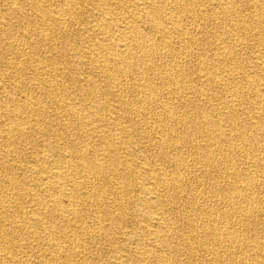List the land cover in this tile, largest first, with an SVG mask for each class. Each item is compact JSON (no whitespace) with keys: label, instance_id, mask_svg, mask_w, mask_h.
Wrapping results in <instances>:
<instances>
[{"label":"bare ground","instance_id":"obj_1","mask_svg":"<svg viewBox=\"0 0 264 264\" xmlns=\"http://www.w3.org/2000/svg\"><path fill=\"white\" fill-rule=\"evenodd\" d=\"M5 6L15 21L0 22V264H101L95 241L127 264L130 251L112 245L122 228L131 242L143 233L149 264L181 253L184 264H264L240 259L264 253L253 231L264 225V0ZM36 136L49 138L29 150ZM140 136L156 164L137 174L121 151Z\"/></svg>","mask_w":264,"mask_h":264},{"label":"rangeland","instance_id":"obj_2","mask_svg":"<svg viewBox=\"0 0 264 264\" xmlns=\"http://www.w3.org/2000/svg\"><path fill=\"white\" fill-rule=\"evenodd\" d=\"M5 4H6V0L5 1H3V0H0V22L1 23H5V24H7V23H12L13 21H15V19H11V21H9V19H7L6 18V13H8L7 11H6V6H5ZM2 9V10H1ZM85 10L87 11V15L89 16L90 15V13H92L90 16L92 17V19L93 20H95V15H96V11H94L93 9H92V6H89V7H86L85 8ZM91 10V11H90ZM2 11V12H1ZM248 12V11H247ZM247 12H245V13H247ZM94 17V18H93ZM4 18H5V21H4ZM3 21V22H2ZM73 30H75V32H81L82 33V26L81 25H74V27L72 26L71 27ZM15 32V38H12V39H8V41H10L11 43L12 42H14L15 41V39L19 36L18 34V32H16V31H14ZM83 34V41L84 40H86V36H85V34L84 33H82ZM50 51V53H54V50H52L51 48L49 49ZM246 53H247V55H253V51L251 50V49H248L247 51H246ZM14 55H9V57L8 58H10L11 60L10 61H15L14 59V57H13ZM42 56H43V53H42ZM197 57H198V55H197ZM199 59V58H198ZM197 58L196 59H194V63H196L197 62V60H198ZM17 63H19V62H17ZM132 78V77H131ZM130 77H122V79L124 80V81H130V79H131ZM24 88H22V90H23ZM20 91V90H19ZM21 94L20 93H17V97L18 98H20L21 96H20ZM32 95H34V96H38L39 95V93H38V91H34V92H32ZM55 107H54V105H50V104H48L47 105V110L48 111H54L53 109H54ZM119 121L123 124V125H127V123H125L124 121H123V119H119ZM65 133V132H64ZM99 136V134L94 138V139H91V142L92 141H95V142H99V138L100 137H98ZM142 136V135H141ZM141 136H140V138H138V137H136L135 139H134V137H132L131 139H129V141H128V143H127V145H125V146H123V147H126L125 148V150L124 151H121V155H122V157H123V159L125 160V161H128V163L130 164V165H132L133 166V168L135 169V171L137 172V174L138 173H141V169L143 168V167H146L150 162H152L153 164H156V163H154L155 161H153V159H152V156L149 154V152H147V150H146V148H145V146H143V144H141V142H140V139H141ZM53 136H50V138L51 139H53L52 138ZM49 138V137H48ZM48 138H46V137H39V136H36L35 138H34V140H35V144L34 145H30L29 146V150H31L32 149V147L31 146H33V147H38V146H42L43 148H44V145L46 144V142H47V139ZM117 138H118V136L116 135V137H115V139H116V141H117ZM55 139V138H54ZM119 139V138H118ZM68 139H66L65 138V140H60L58 143H59V145L60 146H62L63 148H65L66 146H67V144H66V141H67ZM36 141H38V142H40L39 144H37L36 143ZM64 141V142H63ZM142 141H143V139H142ZM43 143V144H42ZM87 143V142H86ZM63 144H65V145H63ZM65 146V147H64ZM138 148V149H137ZM143 148V149H142ZM143 150V151H142ZM144 152V153H143ZM126 154V155H125ZM263 155V154H262ZM135 183H138L139 181H141V179H138L137 177H135ZM134 194H135V197L136 196H138V194L140 195V194H143V191L140 193L137 189L135 190V192H134ZM133 201H134V198H133ZM25 210L27 211L26 213H28V212H31V211H33L32 210V207H30V205H29V203H26L25 204ZM147 212H148V210L146 209V208H141L139 211H137V214H136V216H137V220L139 219V217H142V215H145V214H147ZM155 216V215H154ZM136 220V221H137ZM141 221L139 220V223H137V225L139 226V227H144V224L143 223H140ZM86 223V222H85ZM143 224V225H142ZM84 225V224H83ZM82 225V226H83ZM88 225V224H87ZM158 224L155 222V220H153V219H151V221H150V223H148V225H147V227L149 228V229H154L155 228V226H157ZM179 229H180V234H182L183 236L187 233V231H189V230H191V228L190 227H188V226H186L185 224H179ZM253 231H255V233L257 234V235H259L260 237H264V225H256V226H253ZM122 229H124V230H126V231H123L124 233H122L121 235H120V242L118 241V240H116V239H114V240H112V245H113V248L115 249V248H118L119 246H121V247H124L125 249H128L130 252L128 253V254H130V256H131V259L132 260H130V261H128V263L129 264H134V263H136L137 264V262L135 261V260H137V261H139V263L138 264H149L147 261H144V260H141V253L144 251V250H146L147 249V246H146V243H147V240L145 241V240H143L142 239V232H140V233H137V232H135V235H134V237H133V239H136V240H134L133 242H131L130 241V239H129V241H127V239H128V237H129V234H128V230H132V229H129V228H122ZM134 231H135V229H134ZM124 235V236H123ZM137 235V236H136ZM182 236V237H183ZM181 237V238H182ZM177 241V240H176ZM103 243L105 242V241H102ZM115 242V243H114ZM145 242V243H144ZM102 244L101 242H99L98 241V243H96V241H95V248H94V252L93 253H91V255L94 257V258H96V260H99L100 262H101V264H108L109 262H107V261H110V262H112L113 264L115 263V264H119V263H121V262H119V263H116L115 261H114V259H115V257L116 256H118L117 254L118 253H116V252H111L110 250H111V248L109 247L108 248V245L111 243V241H109L107 244L106 243H104V244H102V245H100V244ZM122 243V244H121ZM119 244V245H118ZM144 244V245H143ZM179 244H182V243H177V245H179ZM106 246V247H105ZM42 248V250H48L46 247H41ZM44 248V249H43ZM107 248V249H106ZM26 249V250H25ZM142 249V250H141ZM102 250V251H101ZM22 251H27V253H29V256H30V258H34V256H33V249H28L27 247H25V248H22ZM140 251V252H139ZM96 252V253H95ZM109 252V253H108ZM20 253V251L18 252V254ZM105 253V254H104ZM111 253H112V255H111ZM138 253H140V254H138ZM106 255V256H103V255ZM163 254V253H162ZM249 254L250 255H245V254H243V255H241V256H243V257H240V259H244V261H246L247 263H256L257 261H259V262H264V253H258V254H256L255 252H252V251H250L249 252ZM261 254V255H260ZM92 256H90L91 258H92ZM137 256V257H136ZM136 257V259H134ZM186 258V259H184V258ZM261 257H262V259H261ZM105 258V259H104ZM258 259V260H257ZM178 261H179V263L180 264H184L185 262H187V255H185V254H183V253H181L179 256H178ZM127 263V264H128ZM177 264V263H176Z\"/></svg>","mask_w":264,"mask_h":264}]
</instances>
